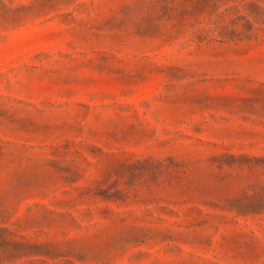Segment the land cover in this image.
Instances as JSON below:
<instances>
[{"label":"rangeland","instance_id":"374dc122","mask_svg":"<svg viewBox=\"0 0 264 264\" xmlns=\"http://www.w3.org/2000/svg\"><path fill=\"white\" fill-rule=\"evenodd\" d=\"M0 264H264V0H0Z\"/></svg>","mask_w":264,"mask_h":264}]
</instances>
